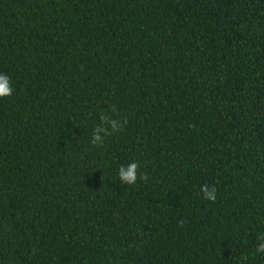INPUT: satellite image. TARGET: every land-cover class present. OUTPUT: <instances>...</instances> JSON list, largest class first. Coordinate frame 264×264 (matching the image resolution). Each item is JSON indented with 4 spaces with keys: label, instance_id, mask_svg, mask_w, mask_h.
Here are the masks:
<instances>
[{
    "label": "trees",
    "instance_id": "16d2710c",
    "mask_svg": "<svg viewBox=\"0 0 264 264\" xmlns=\"http://www.w3.org/2000/svg\"><path fill=\"white\" fill-rule=\"evenodd\" d=\"M0 73V264H264V0H0Z\"/></svg>",
    "mask_w": 264,
    "mask_h": 264
},
{
    "label": "clouds",
    "instance_id": "9594fccd",
    "mask_svg": "<svg viewBox=\"0 0 264 264\" xmlns=\"http://www.w3.org/2000/svg\"><path fill=\"white\" fill-rule=\"evenodd\" d=\"M13 93V85L11 78L6 73H0V97L11 96ZM100 120L103 124H98L95 127V131L92 134L91 143L93 145L103 144L105 136L109 132L117 133L121 130L123 122L119 119L113 118L110 114H101ZM139 165L135 160L130 161L127 164H122L118 170V176L122 183L132 185L135 184L138 179H146V175L141 176L138 171ZM201 193L206 200L214 201L217 198V190L215 186L205 184L201 186ZM260 243L255 251L257 253L264 252V232L258 236Z\"/></svg>",
    "mask_w": 264,
    "mask_h": 264
}]
</instances>
